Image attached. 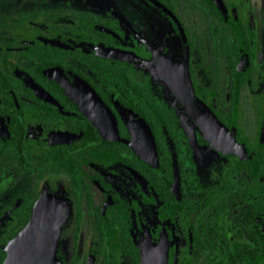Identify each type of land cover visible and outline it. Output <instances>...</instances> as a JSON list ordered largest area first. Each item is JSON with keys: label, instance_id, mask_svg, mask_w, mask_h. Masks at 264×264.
<instances>
[{"label": "flooded vegetation", "instance_id": "obj_1", "mask_svg": "<svg viewBox=\"0 0 264 264\" xmlns=\"http://www.w3.org/2000/svg\"><path fill=\"white\" fill-rule=\"evenodd\" d=\"M44 197L57 264H264V0H0V264Z\"/></svg>", "mask_w": 264, "mask_h": 264}, {"label": "water", "instance_id": "obj_2", "mask_svg": "<svg viewBox=\"0 0 264 264\" xmlns=\"http://www.w3.org/2000/svg\"><path fill=\"white\" fill-rule=\"evenodd\" d=\"M80 102L103 135L113 137L116 124H111L112 119L104 112L103 103L96 102L94 93L86 92ZM128 124L137 138H143L144 131L148 132L145 120L138 115L133 114ZM150 144L151 140L136 143L139 151ZM62 207L59 200L42 198L34 208L31 221L7 246L8 255L3 264H57L56 248L64 218Z\"/></svg>", "mask_w": 264, "mask_h": 264}]
</instances>
